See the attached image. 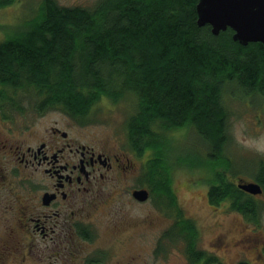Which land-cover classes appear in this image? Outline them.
Instances as JSON below:
<instances>
[{"label":"trees","instance_id":"obj_1","mask_svg":"<svg viewBox=\"0 0 264 264\" xmlns=\"http://www.w3.org/2000/svg\"><path fill=\"white\" fill-rule=\"evenodd\" d=\"M12 1L0 0V6ZM41 2L39 14L21 33L0 41L2 89H26L38 109L64 107L77 117L104 96L114 102L125 94L137 97L127 122V146L138 157L150 151L143 179L160 206L177 211L182 234L194 236L196 229L182 216L170 188L166 132L190 126L208 145L205 155L185 153L173 163L203 172L210 204L229 200L255 220L260 205L253 197H264V162L259 160L254 176L262 188L257 195L224 175L231 164L224 153L222 93L235 83L264 95V45L239 43L229 27L215 35L208 24L198 25L197 0H98L89 7ZM2 89L5 106L9 99ZM196 251L191 257L197 253L203 260L204 251Z\"/></svg>","mask_w":264,"mask_h":264},{"label":"flooded vegetation","instance_id":"obj_2","mask_svg":"<svg viewBox=\"0 0 264 264\" xmlns=\"http://www.w3.org/2000/svg\"><path fill=\"white\" fill-rule=\"evenodd\" d=\"M62 118L31 144L0 134V264H169L170 256L201 264L190 255L196 234H182L172 207L173 217L127 221L122 167L131 160L119 144L83 138L85 125Z\"/></svg>","mask_w":264,"mask_h":264},{"label":"rangeland","instance_id":"obj_3","mask_svg":"<svg viewBox=\"0 0 264 264\" xmlns=\"http://www.w3.org/2000/svg\"><path fill=\"white\" fill-rule=\"evenodd\" d=\"M41 1L13 0L9 4L1 5L0 41L21 33L26 21L39 14ZM53 1L67 7H89L98 0ZM3 89L9 99L3 110L11 122L3 124L0 120L1 138H10L12 142L17 139L34 143L41 137L45 127L55 121L60 124L62 117L67 116L79 125H85L84 133L81 134L83 138L91 141L107 140L110 145L119 144L121 151L131 160V164L122 167L128 222L140 221L146 216L161 219L175 216L171 209L158 204V197L143 179L144 162L148 160L150 151L146 150L138 157L127 146V122L136 109L137 97L125 94L114 102L104 96L93 103L86 115L77 117L66 112L64 107L38 109L39 104L34 94L28 93L26 89L14 90L9 86ZM223 90L222 100L227 112L224 153L231 164L226 167L224 175L234 185L240 178L244 181H255L259 160L264 162V95L256 91L247 92L235 83L226 85ZM21 124L28 126L24 133L17 131ZM166 135L167 145L169 144L167 152L170 155L168 164L172 168L170 188L177 208L183 217L191 219L193 228L196 229L198 250L204 251L205 258L209 254L214 257L211 262H206L204 258L201 264H264L263 195L253 197L254 203L260 205L255 220L233 209L229 200L210 204L203 172L197 168L190 169L184 164L178 167L173 163L181 154L205 155L208 145L199 138L192 126L166 132ZM3 150L4 147L0 149V159L4 157ZM23 171L15 170L17 178L26 174ZM140 186L151 191L148 201H138L132 196V189ZM183 261L181 256H170L166 263L183 264Z\"/></svg>","mask_w":264,"mask_h":264},{"label":"water","instance_id":"obj_4","mask_svg":"<svg viewBox=\"0 0 264 264\" xmlns=\"http://www.w3.org/2000/svg\"><path fill=\"white\" fill-rule=\"evenodd\" d=\"M195 6L197 24H208L213 34L229 27L234 40L239 43L245 45L253 41L264 45V0H197ZM237 185L253 195L262 191L256 181L240 179ZM132 190V196L138 201L149 195L144 187Z\"/></svg>","mask_w":264,"mask_h":264},{"label":"bare ground","instance_id":"obj_5","mask_svg":"<svg viewBox=\"0 0 264 264\" xmlns=\"http://www.w3.org/2000/svg\"><path fill=\"white\" fill-rule=\"evenodd\" d=\"M185 260V259H184Z\"/></svg>","mask_w":264,"mask_h":264}]
</instances>
